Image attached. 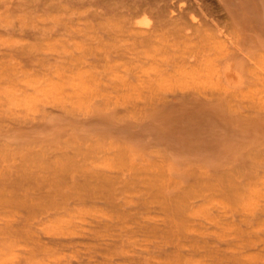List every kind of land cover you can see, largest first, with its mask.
I'll use <instances>...</instances> for the list:
<instances>
[{
	"label": "rangeland",
	"instance_id": "rangeland-1",
	"mask_svg": "<svg viewBox=\"0 0 264 264\" xmlns=\"http://www.w3.org/2000/svg\"><path fill=\"white\" fill-rule=\"evenodd\" d=\"M88 4L67 15L85 28L75 55L93 66L0 68V264H71L115 240L256 249L247 261L165 264H264V0H227L230 40L253 73L236 92L212 66L233 44L192 47L166 28L141 37L119 14L80 25ZM2 24L0 62L52 57ZM182 55L206 63L181 68Z\"/></svg>",
	"mask_w": 264,
	"mask_h": 264
},
{
	"label": "bare ground",
	"instance_id": "bare-ground-1",
	"mask_svg": "<svg viewBox=\"0 0 264 264\" xmlns=\"http://www.w3.org/2000/svg\"><path fill=\"white\" fill-rule=\"evenodd\" d=\"M183 1L0 0V21L4 22L5 30L8 33L17 32L29 38L36 39L37 44L33 43V46L38 45L48 48L49 56H52L49 58L42 56L38 61H28L29 64L22 63V61L17 63L11 61L0 62V68L13 66L25 68V66H32L46 69L82 70L93 66L84 56L75 55L76 53L74 51L76 49H81L80 51H82L85 48L82 42L78 40V36H82V34L77 35L80 32L84 34L85 31L83 30L85 28H80L79 23H77L78 27H76L78 29L76 28L75 30V27L70 24L73 21L75 23L74 16L71 15L73 12L69 14L70 16L67 15L68 10L72 11L71 5L89 3L90 8L88 7L87 10L82 9L84 11L77 12L75 9L78 13V21L76 22H79L80 19V25L92 23V21L96 20H107L116 17V15H120V21L126 29L134 34L141 35V37H151L156 32L163 31L166 28V32L171 31L173 33L172 35L174 36L172 37L174 39L180 37L186 44H191L192 47H194V42L200 43L203 40L211 41L218 46H224L228 43L233 44L230 45V49L228 47V52H224L227 53L224 57H217L212 63L213 69L215 70V78L217 83H220L222 89L228 92H236L247 87V84L253 81L251 79L252 77H250L253 73H251L248 58L244 55V48L240 45L239 40H235V44L230 40L232 37H238H236L237 30L234 27L235 17L227 5V0H190L188 5H184ZM193 8H197L200 11V18L193 13ZM147 11L153 14L155 18L154 23H151L150 19L146 17L139 19L131 16V14L135 15V13L140 12L145 14ZM29 19L35 20L33 24L31 23L32 26L30 24L31 20L28 21ZM24 21H28L31 27L24 23ZM2 22H0L1 25H3ZM16 22H20L18 28ZM22 24L28 25L29 28L23 27ZM68 29L70 31L69 34H75L72 35L73 39L71 40L73 42L66 37L68 35V33L66 34ZM22 48V50L17 51L24 52L25 44L22 45ZM198 51H201V48L199 49L198 47ZM198 55H200V52ZM183 57L182 55V59L184 60L180 61L179 64L181 68L187 69L206 63L199 56L195 58L190 57V59L188 56V59ZM59 239L61 241L74 242L84 239V237L68 234ZM117 241L115 240L114 242L117 243ZM106 243L107 246H102L92 256L85 257L84 259L74 257L69 261H71V264H79L80 261H107L117 264L135 262L165 264L166 261H247L250 256L253 257L256 255L255 248L246 249L244 247H229L228 250H224L228 247L222 249L218 246L174 245L170 243L149 245H118L116 243Z\"/></svg>",
	"mask_w": 264,
	"mask_h": 264
}]
</instances>
